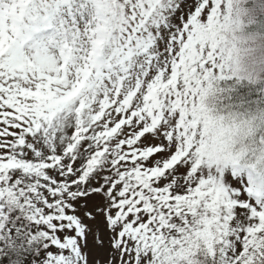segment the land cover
Masks as SVG:
<instances>
[{
  "label": "snow or ice",
  "instance_id": "snow-or-ice-1",
  "mask_svg": "<svg viewBox=\"0 0 264 264\" xmlns=\"http://www.w3.org/2000/svg\"><path fill=\"white\" fill-rule=\"evenodd\" d=\"M0 264H264V0H0Z\"/></svg>",
  "mask_w": 264,
  "mask_h": 264
}]
</instances>
